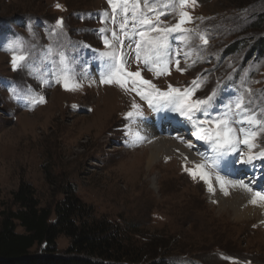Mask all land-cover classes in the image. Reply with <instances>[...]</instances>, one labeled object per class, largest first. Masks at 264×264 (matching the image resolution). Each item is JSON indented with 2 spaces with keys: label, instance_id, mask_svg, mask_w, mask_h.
<instances>
[{
  "label": "rangeland",
  "instance_id": "rangeland-1",
  "mask_svg": "<svg viewBox=\"0 0 264 264\" xmlns=\"http://www.w3.org/2000/svg\"><path fill=\"white\" fill-rule=\"evenodd\" d=\"M184 10L192 21L183 25L190 39L169 35L168 72L157 76L148 71L142 59H135V40L120 36L125 71H140L161 91H168L169 85L193 88L196 80L193 99L216 92L209 110L213 119L229 99L243 94L245 104L264 119V50L260 53L257 47L264 38V0H196ZM112 14L108 0H0L1 209H17L13 194L24 183L33 189L39 207L53 210L72 196L125 237L162 245L161 254L170 264H230V258L238 264H264V222L235 218L223 199L212 202L206 183L185 171V166L193 169L192 164L165 158L150 173L145 164L138 173L134 170L143 143L152 138L135 128L139 125L159 119L167 130L158 128V137L192 143L191 149L181 144L197 157L206 146L191 136V126L177 113L153 112L134 91L100 82L99 54L108 49L99 30L106 29L109 39L114 28L119 32L111 23ZM120 19L117 16V25ZM160 20L161 27L177 23L175 14ZM58 21L62 26L57 27ZM14 40L24 42L30 62H38L45 49L62 46L80 86L65 91L50 74V62L43 65L41 78L27 70L14 71L6 50ZM14 86L46 102L29 107L27 100L13 95ZM133 103L142 116L127 117L136 111ZM261 150L264 133L254 152ZM255 163L254 173L243 180L258 178L264 189V160ZM16 232L23 229L17 227ZM69 246V239L60 236L55 254L63 255Z\"/></svg>",
  "mask_w": 264,
  "mask_h": 264
},
{
  "label": "snow or ice",
  "instance_id": "snow-or-ice-1",
  "mask_svg": "<svg viewBox=\"0 0 264 264\" xmlns=\"http://www.w3.org/2000/svg\"><path fill=\"white\" fill-rule=\"evenodd\" d=\"M195 2L196 0H108L113 10L111 23L116 25L119 32L114 28L109 39L106 29L99 30L104 47L108 49L99 54L103 58L98 70L100 82L108 85L115 83L125 91H134L141 100L146 101L153 112L177 113L188 122L191 126V136L206 146L204 152H198L205 163L194 165L191 170L185 166V171L193 180L199 178L208 185L209 192H213L211 173L207 170L211 168L216 173L215 180L225 195H228L226 190L228 186L240 188L246 193H251V204L264 206V189L253 187L258 178L254 177L248 182L243 179L225 178V175L230 174L238 164L254 167V160H264V150L254 152L258 137L264 133V119L245 104L243 94L229 99L224 105L225 110L213 119L209 110L215 106L216 92L213 91L205 98L193 99L195 89L198 87L196 80L193 81V88L181 90L169 85L168 91H161L150 81L143 79L140 71H125L123 40L120 36L135 40V59L138 62L142 59L148 71L154 72L157 76L167 73L168 65L172 62L169 35L180 33L183 41L187 42L190 39L189 35H185L189 30L183 25L192 21L184 9L189 4L195 6ZM172 14L177 17V23L161 27L163 22L160 17ZM117 16L121 18L118 25ZM103 22L108 23V20ZM62 23L58 21L57 27L62 26ZM199 39L207 44V39L203 35H200ZM60 47L62 46L54 45L45 49L43 57H40L38 62H30L29 55L24 51V42L21 40L10 42L6 50L11 53L14 71L27 70L35 78H41L44 75L43 65L50 62L51 68L48 70L55 77V82L65 91H73L80 84L74 78L69 60ZM185 55L187 56V53ZM175 63L178 66L177 70L180 71V61L176 60ZM11 91L17 98L27 100L29 107L46 102L43 96L25 93L23 89L15 86ZM131 107L136 111L128 112V118L143 115L138 104L133 103ZM177 139H180L181 143H186L190 149L195 147L180 137ZM209 151L210 156L207 154ZM230 264L238 262L230 258Z\"/></svg>",
  "mask_w": 264,
  "mask_h": 264
},
{
  "label": "trees",
  "instance_id": "trees-1",
  "mask_svg": "<svg viewBox=\"0 0 264 264\" xmlns=\"http://www.w3.org/2000/svg\"><path fill=\"white\" fill-rule=\"evenodd\" d=\"M257 47L263 52L264 38ZM13 202L16 210L0 206V264H170L161 254L162 245L125 237L72 196L53 210L41 208L33 189L22 183ZM17 227L23 233H17ZM60 236L69 239L70 246L56 255Z\"/></svg>",
  "mask_w": 264,
  "mask_h": 264
},
{
  "label": "bare ground",
  "instance_id": "bare-ground-1",
  "mask_svg": "<svg viewBox=\"0 0 264 264\" xmlns=\"http://www.w3.org/2000/svg\"><path fill=\"white\" fill-rule=\"evenodd\" d=\"M160 121L163 122V119ZM135 128L145 131L146 132L145 134L147 136H152V138H149V139L147 138L148 140H146V142L143 143L144 146H142V149H141L142 154H141V157H139L140 159L134 160V163H133L134 170L137 173L139 172V170L144 164H145L146 172L147 173L152 172L156 164H159L161 162L160 160L165 159V158H170L171 162L179 163V161H182L183 164L184 163L192 164L193 166L197 164L205 163V161H202L200 159L202 157H197L195 154L190 153L188 149L186 148V146H183L181 144L180 140L159 138L158 128L160 129L163 128L167 130L164 127V125L159 122V119L155 120V122L152 125L150 124L148 125L146 123L145 125H142L141 127L139 125L138 127H135ZM131 130H133V127L129 128V131H128L129 134H131ZM143 147H146V149L144 150ZM185 157H187V159H185ZM254 165H256V163ZM253 168L255 167L253 166L249 167V165H236L235 169L230 174L225 175V178L233 179V180H240V179H244L245 177L249 178L250 177L249 174L254 173ZM207 170L211 173V177H212L210 182L212 183V186H213V192H209L208 190V196L212 200V202L214 201V202L220 203L219 201L223 199L224 204H227L229 209L233 212L235 218L256 219L259 222H264V206H261V205L254 206L253 204H251L250 203L251 193H246L240 188H234V187L228 186L226 188V190L228 191V195H225L224 191L221 190L220 185L215 180L216 173L213 172L211 169H207ZM221 174H224V173H221ZM248 181H251V180L250 179L245 180V182H248ZM261 185H262L261 183L255 181V183L253 184V187L262 189L263 186L261 187ZM207 189H208V185H207Z\"/></svg>",
  "mask_w": 264,
  "mask_h": 264
}]
</instances>
